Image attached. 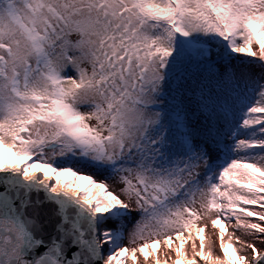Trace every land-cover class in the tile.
I'll return each instance as SVG.
<instances>
[{"label": "snow or ice", "instance_id": "1", "mask_svg": "<svg viewBox=\"0 0 264 264\" xmlns=\"http://www.w3.org/2000/svg\"><path fill=\"white\" fill-rule=\"evenodd\" d=\"M174 240L264 264V0H0V264Z\"/></svg>", "mask_w": 264, "mask_h": 264}, {"label": "rangeland", "instance_id": "2", "mask_svg": "<svg viewBox=\"0 0 264 264\" xmlns=\"http://www.w3.org/2000/svg\"><path fill=\"white\" fill-rule=\"evenodd\" d=\"M254 50H255V46H254ZM205 221H199L198 224L199 226H204ZM229 231L231 232L232 229L229 228ZM239 235V233H237ZM185 236H187V233H185ZM193 236L195 237V233H193ZM205 236L208 238V240H211L213 242V254L215 256H220L222 257V253L220 251L219 248V239H218V230H214L212 229L210 222L208 224V229L205 233ZM208 240L205 241L206 244V248L205 250L207 251V244H208ZM225 241H227V235L225 236ZM196 245H197V251L199 250V239H196ZM179 246V241H175L174 240V244H173V248L171 250L168 249V247L166 245L161 244L158 253L153 256V258H161V259H173L176 258L175 256V247ZM236 247H239V245H236ZM184 251L187 254V257L192 256V241L189 240L184 247ZM138 256V264H145L143 257L140 256V254H137ZM152 259V257H149V260L147 263L150 262V260ZM127 264H131V261L128 260Z\"/></svg>", "mask_w": 264, "mask_h": 264}, {"label": "bare ground", "instance_id": "3", "mask_svg": "<svg viewBox=\"0 0 264 264\" xmlns=\"http://www.w3.org/2000/svg\"><path fill=\"white\" fill-rule=\"evenodd\" d=\"M191 257L192 256H190L188 258L191 259ZM159 259L161 261V264H165V262H166V264H174V261L176 260V258H173V259H161V258H159ZM197 260H198V263H203V261H199V258H197ZM147 264H155V258L152 257L150 262Z\"/></svg>", "mask_w": 264, "mask_h": 264}, {"label": "water", "instance_id": "4", "mask_svg": "<svg viewBox=\"0 0 264 264\" xmlns=\"http://www.w3.org/2000/svg\"><path fill=\"white\" fill-rule=\"evenodd\" d=\"M198 264H203V263H198Z\"/></svg>", "mask_w": 264, "mask_h": 264}]
</instances>
